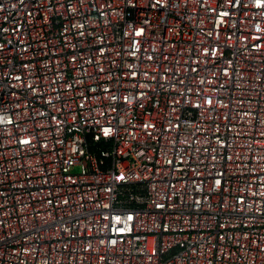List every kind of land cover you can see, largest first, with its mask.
<instances>
[{
	"label": "built area",
	"instance_id": "built-area-1",
	"mask_svg": "<svg viewBox=\"0 0 264 264\" xmlns=\"http://www.w3.org/2000/svg\"><path fill=\"white\" fill-rule=\"evenodd\" d=\"M0 264H264V0H0Z\"/></svg>",
	"mask_w": 264,
	"mask_h": 264
}]
</instances>
